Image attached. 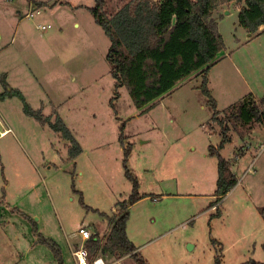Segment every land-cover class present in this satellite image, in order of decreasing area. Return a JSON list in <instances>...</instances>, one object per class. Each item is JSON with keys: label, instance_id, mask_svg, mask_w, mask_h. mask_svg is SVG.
I'll return each mask as SVG.
<instances>
[{"label": "rangeland", "instance_id": "1", "mask_svg": "<svg viewBox=\"0 0 264 264\" xmlns=\"http://www.w3.org/2000/svg\"><path fill=\"white\" fill-rule=\"evenodd\" d=\"M41 1V14L30 17L37 5L29 0H0V93L12 88L24 96L0 97V133L9 128L0 134V264H58L39 233L63 247L64 264H77L67 238L79 239L82 226L104 233L101 212L115 213L133 190L122 133L144 196L130 208L128 235L150 264H215L217 253L223 264L264 261V123L242 125L227 113L247 96H264V34L248 36L241 5L213 13L226 45L209 72L216 118L199 70L145 112L126 86L111 105V41L89 10L95 0ZM126 1L107 0L105 9L113 14ZM24 102L52 121L62 117L82 152L71 157L69 141L27 114ZM227 125L231 139L219 148ZM210 146L238 179L216 203L221 214L210 207L219 162ZM103 260L140 264L115 254Z\"/></svg>", "mask_w": 264, "mask_h": 264}, {"label": "trees", "instance_id": "2", "mask_svg": "<svg viewBox=\"0 0 264 264\" xmlns=\"http://www.w3.org/2000/svg\"><path fill=\"white\" fill-rule=\"evenodd\" d=\"M31 1L37 6L45 5L44 2ZM233 1L241 5L240 24L252 35L264 34V29L260 30L264 25V0H128L113 14H108L105 9L107 0H95V5L89 7V10L111 41L106 56L116 80V93L111 105H114V100L120 96L119 88L126 86L135 106L145 112L180 81L199 70L203 78L201 90L208 96L214 110L213 115L217 118L220 111L217 100L209 88V72L226 45L213 13L220 6ZM2 82L8 86L3 76ZM12 95H19L24 99L23 94L17 89L11 88L0 93L2 98ZM24 103L27 114L42 123H49L69 141L71 157H76L82 152L80 142L62 117L57 115L56 120L52 121L41 109H33L27 102ZM227 113L242 125H249L252 121L264 123V96L258 101L252 95L247 96L241 104L232 107ZM124 127L125 123L121 129L124 130ZM223 133L219 148L230 140L227 134L228 125L223 128ZM120 142L124 146L125 174L132 180L133 190L128 198L117 202L115 213L101 212L108 219L109 231L103 237L99 232L91 234L86 247L92 258L115 254L119 258L130 256L140 264H150L127 232L130 208L144 196L139 191L138 178L128 166L132 147L131 145L125 147L123 133L120 134ZM210 148V153L219 158L215 189L217 198L211 202L212 207L237 184L238 179L230 171L231 161L219 153V148L214 146ZM81 200L83 201L82 196ZM215 208L216 214H221L220 205ZM259 210L264 219V205L260 206ZM36 229L37 227L35 231ZM39 240L50 247L58 264H64L62 249L56 240L40 233ZM214 242L217 243L218 240L214 239ZM215 264H223L221 253H217ZM242 264H264V261L251 257Z\"/></svg>", "mask_w": 264, "mask_h": 264}, {"label": "built area", "instance_id": "3", "mask_svg": "<svg viewBox=\"0 0 264 264\" xmlns=\"http://www.w3.org/2000/svg\"><path fill=\"white\" fill-rule=\"evenodd\" d=\"M33 4V2H32ZM34 5V4H33ZM41 14L40 6H36L33 10L30 11L29 16L35 17L36 15ZM37 27L42 30L46 31L52 28L51 24H37ZM80 233L85 239H89L91 237V232L86 227L80 228ZM73 255L76 258L78 264H88V258L91 256L90 251L87 249V247L83 246L81 248L73 250ZM93 264H106L102 257L95 258L93 260Z\"/></svg>", "mask_w": 264, "mask_h": 264}, {"label": "crops", "instance_id": "4", "mask_svg": "<svg viewBox=\"0 0 264 264\" xmlns=\"http://www.w3.org/2000/svg\"><path fill=\"white\" fill-rule=\"evenodd\" d=\"M36 1H38V2H43V1H41V0H36ZM32 1L31 0H29V3H31ZM221 7V6H220ZM76 25H78V23H76ZM264 29V25L263 26H261V28H260V30H263ZM261 34V33H260ZM248 36L250 37V36H253L254 37V34L252 35L251 33H249L248 34ZM252 39V38H251ZM248 40H250V39H248ZM252 96L258 101L259 99H257L256 98V96L255 95H253L252 94ZM9 130V128H5L3 131H1V133L0 134H5L7 131ZM230 139H231V137H230ZM236 155H238V154H236ZM155 199V198H154ZM212 207H216V205L215 206H212ZM82 227H86V226H82ZM86 228H88V227H86ZM89 229V228H88ZM90 230V229H89ZM109 231V223H108V226H107V228H106V230L104 231V233L103 232H99L100 233V235H101V237H103V236H105L106 234H107V232ZM79 232H80V230H79ZM91 232V231H90ZM127 232H128V229H127ZM91 234H93V233H91ZM79 235L81 236H79L80 238L78 239L77 237H75V238H67V244H68V247H69V249H70V252H71V254H72V256H73V259L75 260V262L78 264V262H77V260H76V258L74 257V255H73V250H75V249H78V248H81V247H83V246H85L86 247V242H87V240L88 239H85L83 236H82V234L81 233H79ZM61 248H62V251L64 252V249H63V247L61 246ZM140 247L138 246V249H139ZM106 256H109V255H106ZM98 258V257H97ZM102 258H104V257H102ZM95 258H92L91 256L88 258V264H93V260H94Z\"/></svg>", "mask_w": 264, "mask_h": 264}]
</instances>
